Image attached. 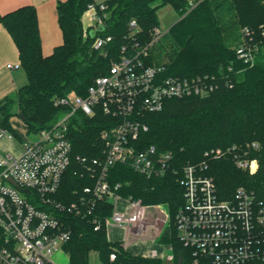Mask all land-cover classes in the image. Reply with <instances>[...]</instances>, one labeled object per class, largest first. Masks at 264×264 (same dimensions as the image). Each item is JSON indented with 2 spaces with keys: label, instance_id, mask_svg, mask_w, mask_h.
<instances>
[{
  "label": "trees",
  "instance_id": "obj_1",
  "mask_svg": "<svg viewBox=\"0 0 264 264\" xmlns=\"http://www.w3.org/2000/svg\"><path fill=\"white\" fill-rule=\"evenodd\" d=\"M95 1L58 2L63 41L50 54L42 50L35 5L24 4L0 15V22L18 47L20 64L28 78L15 97L0 100V125L10 127V118L19 115L30 131L46 127L68 109L56 105L57 98L71 91L85 96L93 81L108 73L112 61L120 57L123 44L130 43L133 19L140 26L139 41L148 44L153 28L160 26L158 9L170 4L179 19L158 40L157 56L151 50L146 63L162 65L163 76L215 74L218 87L206 96L170 98L161 110L147 112L149 129L142 134L139 147L155 145L159 152H171L179 164L200 162L207 150L220 147L225 153L209 159L206 170L214 177L220 196L232 198L243 186L264 202V0H202L188 12L187 0H104L108 17L102 34L113 35L104 50L92 46L93 37L84 36L83 15ZM245 28L250 31L246 39L258 44L252 64L236 54ZM109 120L103 113L90 116L78 110L69 124L74 154L101 155V131L110 125ZM255 141L259 143L257 148L252 146ZM234 145L239 154L257 158L259 167L255 173L235 164L229 152ZM79 169L74 162L64 180L63 190L70 200L77 198L76 189L92 183L81 176ZM179 178L174 171L148 177L122 163L109 171L111 184L120 183L118 193L122 197L167 207L168 220L158 243L171 246L173 264H194L192 252L180 241L176 228V214L185 204ZM112 210L109 200H99L95 214L71 215L73 234L65 246L69 264H90L93 251L99 253L103 264H163L161 258L134 254L121 239L109 237L103 221ZM97 221L102 225L96 229ZM111 252H116L114 260Z\"/></svg>",
  "mask_w": 264,
  "mask_h": 264
},
{
  "label": "built area",
  "instance_id": "obj_2",
  "mask_svg": "<svg viewBox=\"0 0 264 264\" xmlns=\"http://www.w3.org/2000/svg\"><path fill=\"white\" fill-rule=\"evenodd\" d=\"M201 1L187 0L186 12ZM106 9L104 0L91 3L84 29V36L89 37L92 29L104 27L91 36L92 46L103 50L113 40V35L102 34ZM139 29L133 19L130 43L123 44L120 57L112 61L107 74L93 81L85 96L71 91L56 99V105L68 109L46 127L30 131L25 124L19 132L13 125H0V142L18 147L14 152L0 146V264H57L55 253L64 251L69 256L65 246L73 234L71 215L95 214L99 200L112 203L113 210L103 221L108 235L110 228L122 230L125 243L128 234L144 235L149 226L148 208L158 205H146L141 199L118 193L120 183L113 185L109 180L110 168L118 163L148 177L170 171L180 175L185 204L176 214V228L180 241L191 250L194 264H264V202L243 186L232 198H222L214 177L206 173L209 159L225 153L222 148L207 150L200 162L179 164L171 152H159L155 145L139 147L142 134L149 129L147 112L161 110L170 98L206 96L218 87L215 74L163 76L164 67L147 64L146 59L164 30L155 26L151 42L142 44ZM249 34L245 28L244 36ZM256 49L246 39L236 47V54L252 64ZM78 110L110 118V125L101 131V155L74 154L69 124ZM252 146L257 148L259 143L252 142ZM229 152L238 167L257 171V158L239 154L236 145ZM74 162L80 166L81 176L92 183L76 189L77 198L70 200L63 184ZM121 197L127 202L124 210L116 209ZM161 213L168 220V212L162 209ZM101 225L97 221L95 228ZM110 258L114 260L116 252H111Z\"/></svg>",
  "mask_w": 264,
  "mask_h": 264
},
{
  "label": "crops",
  "instance_id": "obj_3",
  "mask_svg": "<svg viewBox=\"0 0 264 264\" xmlns=\"http://www.w3.org/2000/svg\"><path fill=\"white\" fill-rule=\"evenodd\" d=\"M59 1L60 0H0V15L24 4L35 5L42 38V50L44 54H50L55 46L61 44L63 41V34L60 35L62 30L57 15V4ZM88 18L89 14L88 11H86L83 15V23L85 26L88 24ZM51 29L56 32L53 37L50 33ZM20 62L18 47L11 33L0 22V100L7 96L15 97L17 90L27 83V74L25 69L21 67ZM10 64H12L13 67H9ZM16 64H20V66L16 67ZM12 117L10 118V122L13 125ZM7 143L11 144L8 149L0 146L7 151H18L16 144L11 142Z\"/></svg>",
  "mask_w": 264,
  "mask_h": 264
},
{
  "label": "rangeland",
  "instance_id": "obj_4",
  "mask_svg": "<svg viewBox=\"0 0 264 264\" xmlns=\"http://www.w3.org/2000/svg\"><path fill=\"white\" fill-rule=\"evenodd\" d=\"M101 1V0H96ZM158 17L160 21V28L164 30V34L168 31L169 27L179 19L178 12L171 6L170 4L161 6L158 11ZM89 21V20H88ZM85 29V25H84ZM58 31V30H57ZM242 32V30H241ZM50 33L53 36H55V33L52 29L50 30ZM62 33L60 32V35ZM163 34V36H164ZM242 34V33H241ZM239 41L246 40V36L242 34ZM159 42L157 41L156 46H152L151 50L153 51L154 55L158 53L157 48ZM254 46L258 47V44L256 42L253 43ZM157 56V54L155 55ZM22 67V66H21ZM23 68V67H22ZM12 123L17 128L19 132H22L25 129V123L23 119L19 118V116L14 115L12 117ZM10 126H12L10 122ZM28 139H31V135H25ZM0 145L6 149L10 147V143L7 142H1ZM127 202L121 198L118 199V203L116 206V209L118 210H124L126 208ZM164 210L167 212V207L165 205H158L157 207H150L148 208L149 212V226L147 228V232L144 235H137V234H128L125 243L123 241V244L126 247H129V250L134 254H145V255H152L157 256L162 259L163 264H173L174 255L173 251L170 245H163L161 243H158V237L160 236L164 226L166 225L167 219L166 216L161 213V210ZM151 220V221H150ZM125 232L122 230L116 229V228H110L109 230V237L113 240H119L124 238ZM54 261L57 262V264H69V256L64 251H59L55 253L53 256ZM90 264H103L100 258V255L97 251H93L90 254L89 259Z\"/></svg>",
  "mask_w": 264,
  "mask_h": 264
},
{
  "label": "water",
  "instance_id": "obj_5",
  "mask_svg": "<svg viewBox=\"0 0 264 264\" xmlns=\"http://www.w3.org/2000/svg\"><path fill=\"white\" fill-rule=\"evenodd\" d=\"M100 28H104L102 25L99 27V28H97V29H92L91 31H90V35L91 36H94L95 35V33L100 29Z\"/></svg>",
  "mask_w": 264,
  "mask_h": 264
}]
</instances>
